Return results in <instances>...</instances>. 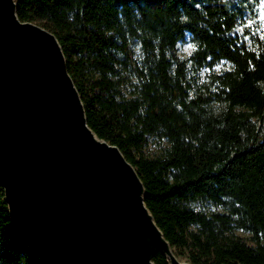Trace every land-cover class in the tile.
<instances>
[{
  "label": "trees",
  "instance_id": "trees-1",
  "mask_svg": "<svg viewBox=\"0 0 264 264\" xmlns=\"http://www.w3.org/2000/svg\"><path fill=\"white\" fill-rule=\"evenodd\" d=\"M259 5L18 0L22 21L59 39L90 127L136 167L148 208L192 264H264V38L250 30ZM187 34L195 48L182 58ZM151 140L164 143L159 155L146 153ZM154 261L168 264L161 252ZM0 264H59L13 227L1 185Z\"/></svg>",
  "mask_w": 264,
  "mask_h": 264
},
{
  "label": "water",
  "instance_id": "water-1",
  "mask_svg": "<svg viewBox=\"0 0 264 264\" xmlns=\"http://www.w3.org/2000/svg\"><path fill=\"white\" fill-rule=\"evenodd\" d=\"M0 185L14 228L59 264L181 261L136 167L90 127L57 36L0 0Z\"/></svg>",
  "mask_w": 264,
  "mask_h": 264
},
{
  "label": "rangeland",
  "instance_id": "rangeland-1",
  "mask_svg": "<svg viewBox=\"0 0 264 264\" xmlns=\"http://www.w3.org/2000/svg\"><path fill=\"white\" fill-rule=\"evenodd\" d=\"M250 30L253 32V33H259V37L262 39L264 38L262 32H261V27L264 28V0H260V5H259V19H257L256 21H252L250 23ZM241 30V34H244L246 35V38H248V33L245 32L244 29H240ZM195 48V44L194 42L192 41L191 39V36L189 34H187L186 38L179 42L178 43V52H179V55L182 57V58H188L192 51L194 50ZM228 65L227 63H223V64H220L217 66V69L218 70H221L223 68H227ZM208 72V69H205L202 73L203 76H205V74ZM162 146H164V143H161L159 142L158 140H151L150 143L148 144V146L146 147V153L149 155V156H156V155H159L162 151ZM239 236L241 237H244V238H248L249 237V234L248 233H245L241 230H238L236 232ZM250 242V241H249ZM174 250L176 253H178L180 250L176 247H174ZM183 252H185V250H182ZM179 259L181 261H185L187 260L186 256L185 255H178Z\"/></svg>",
  "mask_w": 264,
  "mask_h": 264
}]
</instances>
